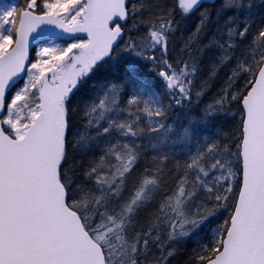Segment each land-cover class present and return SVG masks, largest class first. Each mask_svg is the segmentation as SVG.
Returning <instances> with one entry per match:
<instances>
[{
  "label": "snow or ice",
  "instance_id": "obj_1",
  "mask_svg": "<svg viewBox=\"0 0 264 264\" xmlns=\"http://www.w3.org/2000/svg\"><path fill=\"white\" fill-rule=\"evenodd\" d=\"M0 264H264V0H0Z\"/></svg>",
  "mask_w": 264,
  "mask_h": 264
},
{
  "label": "trees",
  "instance_id": "obj_2",
  "mask_svg": "<svg viewBox=\"0 0 264 264\" xmlns=\"http://www.w3.org/2000/svg\"><path fill=\"white\" fill-rule=\"evenodd\" d=\"M195 21H190V23H194ZM177 47H179V42L177 43ZM223 86V73H221V76L212 84L211 89L208 91L207 95L205 97H203L202 99V103L200 105V107H203L204 104L210 102L211 98L217 93V91L219 90L220 87ZM177 113L180 114V120L181 121H185L191 117V115H195L199 113V108H196L192 113H189L187 110H184L183 112H181L180 109H176L173 114L171 119H176L177 117ZM222 121V118H221ZM171 122V121H170ZM215 130V125L209 127L207 129V131L209 132V134L211 132H213Z\"/></svg>",
  "mask_w": 264,
  "mask_h": 264
}]
</instances>
